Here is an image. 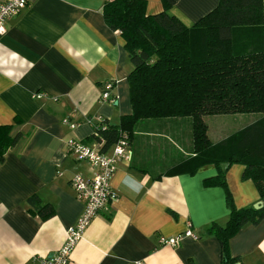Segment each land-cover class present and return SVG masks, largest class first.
<instances>
[{
	"label": "crops",
	"instance_id": "crops-1",
	"mask_svg": "<svg viewBox=\"0 0 264 264\" xmlns=\"http://www.w3.org/2000/svg\"><path fill=\"white\" fill-rule=\"evenodd\" d=\"M105 1L28 0L0 36V125H10L11 135L22 133L0 161V264H41L62 245L83 210L70 179L92 174L88 164L75 159L67 140L96 146L89 139V118L100 115L118 123L131 111L127 76L132 66L119 31L103 19ZM173 1L170 12L188 26L219 2ZM162 10L161 0H146L148 14ZM108 81L111 101L101 99ZM173 121L179 126V119ZM163 138L170 140L160 121H138L130 140L132 158L117 163L111 180L118 196L86 228L71 255L75 264H221L219 241L208 228L225 225L230 210L223 187L203 183L216 167L165 174L183 156L172 148L166 158ZM243 171V165L233 164L225 175L237 208L260 200ZM31 199L51 205L53 215L41 218ZM188 226L197 239L161 243ZM229 252L238 258L234 264H264V218L242 226L229 239Z\"/></svg>",
	"mask_w": 264,
	"mask_h": 264
},
{
	"label": "trees",
	"instance_id": "trees-1",
	"mask_svg": "<svg viewBox=\"0 0 264 264\" xmlns=\"http://www.w3.org/2000/svg\"><path fill=\"white\" fill-rule=\"evenodd\" d=\"M163 10L148 14L146 0H107L105 23L124 40L130 69L127 82L131 111L118 123L90 117L89 136L107 153L123 136L128 143L139 120H190V150L165 174L195 173L213 164L216 174L206 186H221L230 210L225 225L208 230L220 244L221 264H234L229 239L245 224L264 218V0H219L217 6L188 26L170 12L173 0H161ZM241 114L239 127L217 141L207 133L204 117ZM22 133L0 125V161ZM233 164L244 166L242 178L251 179L263 206L237 208L225 178ZM30 204L41 218L53 215L49 204Z\"/></svg>",
	"mask_w": 264,
	"mask_h": 264
},
{
	"label": "built area",
	"instance_id": "built-area-1",
	"mask_svg": "<svg viewBox=\"0 0 264 264\" xmlns=\"http://www.w3.org/2000/svg\"><path fill=\"white\" fill-rule=\"evenodd\" d=\"M28 0H0V36L6 32V22L20 13ZM112 81H108L101 91V99L111 101L110 91ZM71 127L77 123L64 120ZM67 146L76 160L88 164L92 174L85 176L76 173L70 179V185L75 191L76 198L83 203V210L76 222L67 228L62 245L51 256L41 259V264H75L72 252L76 244L92 221L118 194L111 184L119 161H130L132 149L125 136L121 137L112 147L110 153L99 151L97 146L90 145L84 140L69 138ZM197 239L190 226L183 232L160 239L162 244L178 245L183 238ZM138 264H142L138 262Z\"/></svg>",
	"mask_w": 264,
	"mask_h": 264
},
{
	"label": "rangeland",
	"instance_id": "rangeland-1",
	"mask_svg": "<svg viewBox=\"0 0 264 264\" xmlns=\"http://www.w3.org/2000/svg\"><path fill=\"white\" fill-rule=\"evenodd\" d=\"M244 115L241 114H217V115H208L207 118L204 117L206 125H207V133L211 140L217 141L220 138H222L224 135L227 134L228 130L231 131L232 129H235L236 127L240 126L241 118ZM175 118H169V119H158L160 121V126L165 130V132L168 131V134L170 136L169 138H163L166 140L165 145L162 146L165 148V154L166 158L170 157L172 154L170 150L172 148L175 149V151L179 150V153L181 156L185 155V150H190V143L188 142V147H186L187 144H184V141L187 139H190V120L188 117L184 118H176L179 119L178 125L170 124L171 121H173ZM174 122V121H173ZM164 137V136H162ZM172 138V139H171ZM162 144V143H161ZM184 147V150L182 151L181 148ZM177 153V152H175ZM175 156V155H174ZM164 164V163H163ZM171 167V166H169ZM169 167H166L164 170L167 171ZM164 171V172H165Z\"/></svg>",
	"mask_w": 264,
	"mask_h": 264
},
{
	"label": "water",
	"instance_id": "water-1",
	"mask_svg": "<svg viewBox=\"0 0 264 264\" xmlns=\"http://www.w3.org/2000/svg\"><path fill=\"white\" fill-rule=\"evenodd\" d=\"M254 208H260L263 206V202L261 200L257 201L253 204Z\"/></svg>",
	"mask_w": 264,
	"mask_h": 264
}]
</instances>
